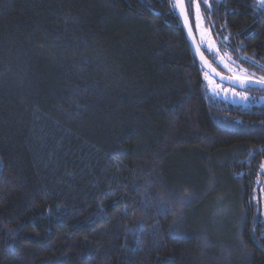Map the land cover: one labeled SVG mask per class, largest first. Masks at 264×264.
<instances>
[{
  "label": "trees",
  "instance_id": "1",
  "mask_svg": "<svg viewBox=\"0 0 264 264\" xmlns=\"http://www.w3.org/2000/svg\"><path fill=\"white\" fill-rule=\"evenodd\" d=\"M172 2L0 0V264H264V90L218 100ZM196 2L264 76L257 1ZM226 188L232 213L202 215Z\"/></svg>",
  "mask_w": 264,
  "mask_h": 264
},
{
  "label": "snow or ice",
  "instance_id": "2",
  "mask_svg": "<svg viewBox=\"0 0 264 264\" xmlns=\"http://www.w3.org/2000/svg\"><path fill=\"white\" fill-rule=\"evenodd\" d=\"M203 5L206 9L209 11L211 10V4L210 0H202ZM257 7L264 9V0H257ZM194 9V19H195V27L200 32L201 35V41L199 44H196V50L197 54L200 58V61L202 64H204L206 71L203 73L204 80L208 83L209 87L213 92H216L219 94V91L227 92V89H221L218 84H215V81L213 79V76H220L221 80H227V81H236L239 82L241 87H243L245 84L248 83H258L261 86H264V76L260 77L258 80L252 79V75L248 74L247 69L242 68L239 65H236V67H233L232 65H235L236 62L232 60L231 56L225 53L224 55L220 54V49L216 47L215 43L207 38V33L205 28L202 25L203 16L201 13V3L196 2V0H188L187 5L185 4V0H173L171 9L172 11L176 12L177 15H179L183 22L185 27L187 28L189 36H192V24L189 21V11ZM227 39V38H226ZM194 43L195 38L193 37ZM201 46H206L207 50L209 52H213V54L220 60L223 67L231 73L229 76H224L221 73L217 72L216 69L212 66L211 63L207 60V58L204 56V53L200 51ZM237 68H239V73L237 74ZM211 73L212 75H210ZM233 95H238L233 91ZM241 99H247L246 96H242ZM264 168V165L261 166ZM175 199V197H173ZM183 199H190V197H181V200ZM172 207L171 203L164 199L163 194H161L160 199V211H167L170 210ZM127 211V209H125ZM175 229V224L171 226L170 230Z\"/></svg>",
  "mask_w": 264,
  "mask_h": 264
},
{
  "label": "water",
  "instance_id": "3",
  "mask_svg": "<svg viewBox=\"0 0 264 264\" xmlns=\"http://www.w3.org/2000/svg\"><path fill=\"white\" fill-rule=\"evenodd\" d=\"M179 18H180L181 24L183 26V29H184L186 38H187V40H188V42H189V44L191 46V49L193 51V54L195 55L198 63L200 64V66L204 69V71H206L204 64L201 63L200 58H199V56L197 54L196 44H199V43H198L197 38H196V36H195V34L193 32V29H192V36H189L188 31H187V28L185 27L182 18L180 16H179ZM193 37L195 38V43H194ZM200 51H201V49H200ZM217 72H219V71H217ZM209 74L212 75L211 73H209ZM222 75L228 76V75H225V74H222ZM213 79H214V81H216V82H218V83H220L222 85H225V86H227L229 88H232V89L241 87V85H240L239 82H236V81H231L230 82V81H227V80H221L220 76H213ZM255 80H257V79H255ZM246 86H248V87H254V88H259V89L264 90V86H261L258 83H248V84H245L243 87H246ZM215 97L218 100H220V101H222L224 103L230 104V105H237V106H249L250 105L247 102V100L241 99V97H239L238 95H233V92L231 90H228L227 92L222 91L219 94H215ZM263 189H264V181H263Z\"/></svg>",
  "mask_w": 264,
  "mask_h": 264
},
{
  "label": "rangeland",
  "instance_id": "4",
  "mask_svg": "<svg viewBox=\"0 0 264 264\" xmlns=\"http://www.w3.org/2000/svg\"><path fill=\"white\" fill-rule=\"evenodd\" d=\"M227 73L229 75H231V73H229L228 71H227ZM237 74H240V73L237 72ZM260 101H264V95L260 96ZM262 172L264 173V168H262ZM223 193L224 194L219 196L214 202L209 203L205 207L204 211L202 212V215H206V216H224L225 217L229 213L230 214L232 213V206H231L229 200H234V198H233L234 192L231 191L229 188H226V190ZM261 209H262L261 210L262 219H263V222H264V198L262 200Z\"/></svg>",
  "mask_w": 264,
  "mask_h": 264
}]
</instances>
